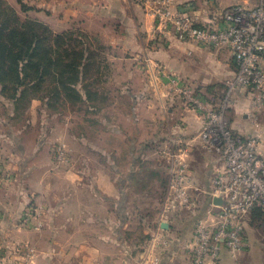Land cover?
Returning <instances> with one entry per match:
<instances>
[{"label": "rangeland", "instance_id": "1", "mask_svg": "<svg viewBox=\"0 0 264 264\" xmlns=\"http://www.w3.org/2000/svg\"><path fill=\"white\" fill-rule=\"evenodd\" d=\"M25 8L30 10L25 12ZM0 9L6 10L9 23L12 17L22 21L29 15L50 24L20 25L26 35L33 29L42 34L47 26L53 35L69 32L80 39L60 40L49 55L54 59L67 58L60 54L65 47L74 51L73 57L83 56L84 34L90 37L88 52L95 51L99 57V63L95 59L99 67H92L93 73L86 76L84 66L78 71L64 70L66 63L61 60L48 70V62H43L44 71L27 68L31 76L24 75L17 89L33 95L19 108L11 93L2 92L0 83V264H84V236L95 229L84 223V200L88 210L90 200L99 199L96 183L101 175L110 174L125 190L122 223L132 221L126 228L122 226L121 238L129 241L138 236L137 245L149 240L152 231L143 230L152 228V223L138 224L135 215L147 209L155 210L154 215L162 213L176 169L170 157L177 156L175 150L164 148L166 143L149 141L173 128L177 115L169 121L170 127L158 126L167 109H148L145 104L160 105L164 98L160 84L166 76L170 95H179L178 87L184 85L191 95L183 94V101L193 106L190 99L195 81L191 78V85L187 80L181 82L175 69L183 67L194 76H203L211 66L209 57L201 61L189 57L183 63L161 58L159 51H171L170 41L176 37L157 30L155 20L149 36L145 25H137L139 19L132 23L135 16L128 11L121 18L106 17L108 25L95 21L84 25V0H0ZM139 35L149 36L152 43L135 45ZM167 143L172 149L183 145ZM178 212L185 216L186 232L190 231L189 221L198 214L197 209ZM180 225L183 227L175 222L174 228ZM247 235L264 252V219L249 221ZM109 238L115 240L113 235ZM104 243V239L92 238L88 245L103 247ZM121 250L123 260L129 253ZM141 251L135 248V259ZM222 264H237L226 249Z\"/></svg>", "mask_w": 264, "mask_h": 264}, {"label": "built area", "instance_id": "2", "mask_svg": "<svg viewBox=\"0 0 264 264\" xmlns=\"http://www.w3.org/2000/svg\"><path fill=\"white\" fill-rule=\"evenodd\" d=\"M137 1L154 18L157 30L206 49L226 48L237 66L235 74L225 81L221 99L207 100L195 89L190 99L203 118L200 140L220 157L221 165L210 180V205L196 219L185 247L187 264H222L223 250L233 259L246 250L251 212L260 208L264 213L263 138L237 135L230 120L236 93L249 97L252 114L264 109V0L218 8L208 26H199L197 18L187 10H175L174 0ZM182 93L191 95L188 88L182 89ZM173 158L176 169L164 201L162 222L182 208L197 209L199 191L190 187L187 164L174 155ZM216 198L221 199V204L215 203ZM163 233L160 222L156 233L139 243L143 264H159L167 244Z\"/></svg>", "mask_w": 264, "mask_h": 264}, {"label": "crops", "instance_id": "3", "mask_svg": "<svg viewBox=\"0 0 264 264\" xmlns=\"http://www.w3.org/2000/svg\"><path fill=\"white\" fill-rule=\"evenodd\" d=\"M236 1L252 5L256 0H175L174 7L175 10H187L192 16H195L199 26H208L214 18L213 15L216 9L228 7ZM127 11L135 16L132 23H134L136 19H139L140 24L137 25H145V31H147V34L150 36L154 18L147 13L146 9H144L137 0H84V25H93L90 21H95L96 25H108L106 17L115 18L119 16V18H121V15L126 14L125 12ZM94 15L95 18L92 17ZM38 21L43 23L41 20ZM43 24L50 25L45 22ZM73 24L72 22L71 25ZM103 27L104 26L101 28ZM141 36L142 35H139L137 37L135 45L146 46L149 45L150 42L152 43V39H150L149 36L148 39ZM170 47L171 51L169 52H166L165 49L159 51V54L161 53V58L173 59V61L177 62L181 60L180 62L183 63V61H186L189 57L196 61H201L204 57H209L211 66H209V70L203 73V76H200V74L194 76L183 67L176 68L175 72L181 76L180 80L183 83L187 80V83L190 84L193 79L195 81V87L193 86L194 89L200 90L205 99L219 100L223 97L226 88V79L232 77L236 72L235 60L228 49H206L197 43L181 41L176 38L170 41ZM170 52L175 56L169 55ZM190 52L191 54H189ZM207 61L208 59L205 60V63H207ZM262 63L264 65V59ZM99 73L100 72H98V75ZM168 81L169 78L165 76L160 84V86L163 87V89H160V94L164 97L160 98V105H155V103L148 101L145 107L148 109H167L168 112L158 121V124L155 120L158 126L164 127L167 125L170 127L169 121L173 119L172 116L175 114L177 115V122L173 128H168L161 135L155 134L153 139L149 142L152 143L158 139L160 143H166L164 148H169L168 152H173V150H175L177 156H174L187 164L188 175L191 179L190 187L192 189H198L199 191V197L197 198L198 214L195 215V218L193 217L192 221H189L191 222V228L190 231L188 230L187 232V221H185V216L180 214V212L171 213L166 222L160 220L161 214H153L155 210L148 212L147 209L144 211L146 212L144 214L148 213L147 215L139 213L135 216H137L136 220L138 224L143 225L150 224V222L152 223V228L143 230V232L145 231L146 233L152 231L151 234H154L160 222L162 224L167 223L168 228L162 227L165 232L163 236L166 237L167 244L162 250L159 264H187L188 260L185 247L192 237V229L196 219L203 216L207 207L210 205L212 200L209 193L210 180L217 168L221 165V159L200 140L199 136L203 126V118L192 105H188L183 101L182 89L186 87H184V85L178 87L180 91L179 95L173 94V96H171V90L169 91L165 86L168 84ZM221 86L222 90L220 88ZM168 97L171 98L170 101ZM235 99V104L230 112L233 130L237 135L242 137L261 135L263 138L264 150V109L252 114L250 99L246 94L236 93ZM164 101L167 102L166 105H164ZM174 110H177L176 113L173 112ZM167 142L183 143V145H177L172 149V144ZM170 159H174L173 155ZM170 159L169 164H171ZM96 186L97 190H99V199L95 201L90 200L88 210H86L87 205L84 200V223L95 225V229H90L91 231L88 237L85 238L84 236V264H143L140 255L135 259L137 253H134V250L136 247L139 248V244L137 245L138 236L135 237V240L130 239L128 241L121 238L119 234L122 226L126 228L132 221L128 220V224L122 223V221L125 222L124 215L122 218L121 214L122 201H124L122 199L125 197V190L122 188L121 184H117L115 179L111 178L110 174L98 176ZM135 218L136 217H134V219ZM251 220H253L252 215H250L247 221V228ZM175 222L182 224L183 227L180 225L181 228H174ZM155 223H157L156 227L154 226ZM106 235L107 237H105ZM112 235L115 236V240L109 238V236ZM140 236H143V234ZM92 238H96L97 240L104 239L105 243L103 247L93 246L89 248V245H91L90 239ZM121 243H123V247ZM122 248L129 253V256L127 255L123 260L121 258ZM263 255V248H261L258 243H254L252 240L248 239L246 250L233 260H235L237 264H239V262L244 264H262Z\"/></svg>", "mask_w": 264, "mask_h": 264}, {"label": "trees", "instance_id": "4", "mask_svg": "<svg viewBox=\"0 0 264 264\" xmlns=\"http://www.w3.org/2000/svg\"><path fill=\"white\" fill-rule=\"evenodd\" d=\"M26 6V5H25ZM1 10V9H0ZM30 10L25 8L24 11ZM2 20L0 21V83L2 86L3 93H11V100L14 101L15 107H20L23 102L30 94L28 90L19 92L17 87L23 83L24 78H28L31 75L26 73V69L42 70L44 71L45 66L42 67L43 62H48V68L52 67L54 61H64L66 64L63 65L64 70H72L77 68L81 70L84 66L85 74H92V67L95 65V59L98 56L97 52L89 51V38L84 34V55L81 57H73L74 51L64 48L61 51L62 56L67 58H52L51 55L54 53V45H57L60 40H79L73 38L69 32H64L59 35H53L47 26L43 27V33L38 34L33 29V33L26 35L25 31H20V25H44L40 21L27 15L22 21L17 17H10L7 19L6 10L0 11ZM51 33V34H50ZM48 34V35H46ZM78 42V41H77ZM48 54V57H47ZM79 58V60H77ZM99 57H97L98 59ZM70 59V60H68ZM97 61V60H96ZM84 62V63H83ZM99 63V62H98ZM236 64V63H235ZM99 65V64H97ZM41 66V67H40ZM50 66V67H49ZM236 66V65H235ZM97 67V66H96ZM99 67V66H98ZM97 67V68H98ZM99 70V69H98ZM237 70V66H236ZM92 72V73H91ZM61 74V72H60ZM25 75V77H24ZM62 75V74H61ZM31 80V78H30ZM10 82L14 86L10 85ZM12 87H16L12 91ZM33 97V96H32ZM30 97V99L32 98ZM233 129V128H232ZM234 131V130H233ZM235 132V131H234ZM236 133V132H235ZM253 220L260 221L264 219V213L260 208H256L251 212Z\"/></svg>", "mask_w": 264, "mask_h": 264}, {"label": "water", "instance_id": "5", "mask_svg": "<svg viewBox=\"0 0 264 264\" xmlns=\"http://www.w3.org/2000/svg\"><path fill=\"white\" fill-rule=\"evenodd\" d=\"M215 203H216V204H221V199H220V198H216V199H215ZM162 227H163V228H168L167 223H163V224H162Z\"/></svg>", "mask_w": 264, "mask_h": 264}]
</instances>
